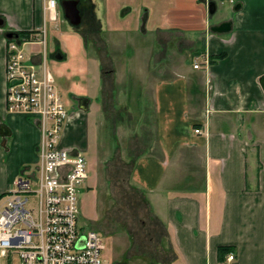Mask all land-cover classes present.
Here are the masks:
<instances>
[{"label":"crops","instance_id":"0c3cea01","mask_svg":"<svg viewBox=\"0 0 264 264\" xmlns=\"http://www.w3.org/2000/svg\"><path fill=\"white\" fill-rule=\"evenodd\" d=\"M210 1L216 2L87 0L81 9L82 23L76 27L86 24L83 32L99 46L86 69L88 92L65 100L59 91L72 117L61 146L87 151L93 100L100 95L109 98L115 91L111 79L117 74L115 56L100 45L116 43L105 39L104 33L124 37L129 31L117 27L114 8L118 7L119 19L130 21L129 32L142 38L152 34L158 43L151 54L139 51L133 69L139 75L138 66L140 76L157 71L160 78L153 88L151 135L140 141L134 163L111 166L107 172L112 198L128 205L127 218L134 210L133 221L141 225L132 252L159 264H264V0H235L234 18L217 24L209 22L218 9L216 2L211 14ZM45 3L0 0V197L39 163L37 117L7 111L6 37L9 31L40 29L45 24ZM185 3H191L189 12L195 7L202 12L199 26L188 24ZM166 12H175L173 18L184 13L183 21L161 17ZM224 23H231L229 32L212 31ZM60 46L51 52L52 58L57 51L66 57ZM198 51L200 56L195 55ZM34 53V60L41 62V52ZM221 54L225 58L194 68L199 59L203 63L204 57L210 60ZM142 60L153 64L143 66ZM84 100H88L85 115ZM142 101L136 103L141 110L146 107ZM192 151L202 153V162L193 164L200 175H187L180 183L178 173L184 171L180 173L184 176L190 163L177 160ZM220 247L231 252L220 259ZM231 254L235 258L228 261Z\"/></svg>","mask_w":264,"mask_h":264},{"label":"rangeland","instance_id":"374dc122","mask_svg":"<svg viewBox=\"0 0 264 264\" xmlns=\"http://www.w3.org/2000/svg\"><path fill=\"white\" fill-rule=\"evenodd\" d=\"M215 1L218 3V9L209 20L211 24L221 23L234 18V4L230 3L229 0ZM254 1L256 2L257 0ZM122 2L124 0H121ZM146 2L151 3V1ZM152 3L157 7L155 2ZM183 6L189 15L188 24L199 26L203 22L202 18H200L202 12L196 7L192 13L189 12L188 10L192 9L191 3H185ZM114 9L116 10L114 15L119 30L130 31L132 29L130 21L125 19V21H121V13L118 12L119 8L115 7ZM58 13L57 21L52 22L48 18L45 24L47 55H49L47 67L55 77L56 89L64 95L65 100H72V94L81 95L88 92V74L86 69L88 63L91 64L89 62L90 57L95 54L94 50L96 51V47L99 45H94L90 39L88 40L87 35L84 33L86 32V24L79 28L70 25L65 19L59 0ZM174 13L166 12L161 17L173 18ZM183 15L184 13H178L173 19L177 22H182ZM40 26L41 28L38 30L43 29L44 23L40 24ZM129 31L124 34V37L119 34L104 33L105 39L116 43L100 45L104 48L108 47L113 53L112 56H115L114 71L117 74L111 76V79L115 80V91L109 98L105 99L103 95H100L102 96L100 99L96 98L93 100L95 105L91 113V120H89L91 134L87 142L88 149L86 152L82 150L88 159L91 177L83 191L79 193V206L81 209L79 223L84 230H93L101 235L106 245L102 255L108 264H159L146 256L136 255L135 252H132L134 247L133 239L138 227H141V225L136 226L133 221L135 214L133 208L129 206L133 211L129 212L127 218L125 215L127 214L126 211H128V205L126 206L125 203L121 204L115 197L113 199L109 192L108 169L118 164L134 163L139 158L136 152L138 147L142 146L140 141L143 140L144 136L150 137L151 135V128H153L154 123L153 88L157 84L156 80H160L155 75L157 71H152L153 74H150V70L146 72L143 69V73L146 72V76H144L145 74L140 76L141 69L138 66L137 71L140 74L138 75L136 71H133L134 64L138 65L136 56L139 51L146 53L149 50V54L157 51L158 43L155 42L154 36L151 34L142 38L141 35H136ZM58 44L61 45L59 48L63 49V52L67 55L64 58L63 55H60L61 52L57 51L55 54L64 59L56 55V58L51 56V52ZM26 52L43 53L44 49L42 45L33 44L26 47ZM186 56H188V53ZM142 62L143 66L145 63L147 66L153 64L152 61L148 60H142ZM201 62L202 59H199L197 63L200 64ZM96 64L95 60L93 65H95V69H98ZM111 73L113 74V71ZM95 81L98 84V76L95 77ZM140 98L143 100L144 106H146L143 110L139 109L136 104ZM77 108L75 109L77 110ZM82 114L85 115V111ZM64 132L65 127L63 134ZM177 162L182 164L190 163V169H188V172L186 170L184 176L180 175L184 171L178 173L180 177H178L177 181L179 180L181 183L187 175L194 173L197 177L200 175V172L195 170L197 168L194 169L193 164L199 165L202 162V153L192 151L189 154L187 153V156L178 158ZM35 168L37 167H32V170ZM2 204L3 201L0 202V206ZM173 263L169 262V264ZM2 264H21V261L19 256L14 254L8 259H3ZM165 264L168 263L166 262Z\"/></svg>","mask_w":264,"mask_h":264},{"label":"built area","instance_id":"2783aa9c","mask_svg":"<svg viewBox=\"0 0 264 264\" xmlns=\"http://www.w3.org/2000/svg\"><path fill=\"white\" fill-rule=\"evenodd\" d=\"M58 17V1L46 0L45 24ZM45 24L37 39L7 40V111L37 117L40 141L37 168L18 177L0 201V264L14 254L21 264H108L101 235L79 223V193L89 179L88 161L82 150L61 146L63 129L72 117L47 67ZM33 44L43 46L41 62L34 60L35 53L26 52ZM204 63L208 66L207 57Z\"/></svg>","mask_w":264,"mask_h":264},{"label":"water","instance_id":"95a60500","mask_svg":"<svg viewBox=\"0 0 264 264\" xmlns=\"http://www.w3.org/2000/svg\"><path fill=\"white\" fill-rule=\"evenodd\" d=\"M62 7L65 13L66 19L71 23L73 26H79L82 23V14L81 9L83 8V4H81V0H63ZM241 6L238 5L236 9L240 8ZM210 13L214 14L216 12V3L210 2L209 4ZM231 23H224L220 26H216L212 28V31L216 33H226L231 30ZM60 57V56H57ZM62 58V57H60ZM262 84L264 86V78L262 79ZM82 109L84 111L88 110V100H84L82 103Z\"/></svg>","mask_w":264,"mask_h":264},{"label":"trees","instance_id":"16d2710c","mask_svg":"<svg viewBox=\"0 0 264 264\" xmlns=\"http://www.w3.org/2000/svg\"><path fill=\"white\" fill-rule=\"evenodd\" d=\"M13 35L14 36H18L19 40L24 39V38L28 39V38L31 37V33L30 32H14ZM204 45H205V43L203 44L202 48L205 47ZM195 55L200 56V52L198 51ZM223 58H225V54H221V55H218V56H215V57H210V63H213L215 61L221 60ZM1 198H2V196L0 197V199ZM229 252H231V249L229 247H220L219 248L220 259L222 258L223 255H226Z\"/></svg>","mask_w":264,"mask_h":264},{"label":"flooded vegetation","instance_id":"af4514ba","mask_svg":"<svg viewBox=\"0 0 264 264\" xmlns=\"http://www.w3.org/2000/svg\"><path fill=\"white\" fill-rule=\"evenodd\" d=\"M210 2H214V1H210ZM210 2H208V3L210 4ZM81 3H82V4H85V3H87V0H81ZM215 3H216V2H215ZM209 4H208V5H209ZM216 7H217V5H216Z\"/></svg>","mask_w":264,"mask_h":264}]
</instances>
